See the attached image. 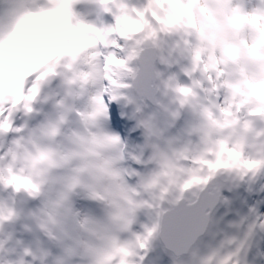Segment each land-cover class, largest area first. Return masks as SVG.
Here are the masks:
<instances>
[{
    "label": "clouds",
    "instance_id": "9594fccd",
    "mask_svg": "<svg viewBox=\"0 0 264 264\" xmlns=\"http://www.w3.org/2000/svg\"><path fill=\"white\" fill-rule=\"evenodd\" d=\"M0 264H264V0H0Z\"/></svg>",
    "mask_w": 264,
    "mask_h": 264
}]
</instances>
